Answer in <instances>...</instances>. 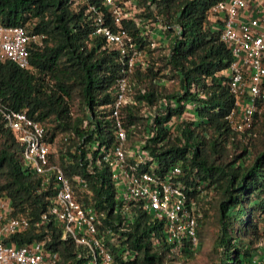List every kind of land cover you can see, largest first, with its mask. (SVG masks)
<instances>
[{
  "label": "trees",
  "instance_id": "16d2710c",
  "mask_svg": "<svg viewBox=\"0 0 264 264\" xmlns=\"http://www.w3.org/2000/svg\"><path fill=\"white\" fill-rule=\"evenodd\" d=\"M73 1L0 0V24L20 26L41 42L28 44V69L0 62V200H8L11 215L28 220L27 229L7 241L18 245L43 241L47 251L57 253V264H82L87 257V250L71 237L61 238L60 229L51 221L40 223L54 195L53 183L50 180L41 187L39 176L22 169L21 145L5 126L1 110L25 112L43 126L49 143L60 138L48 161L70 181L73 177L86 181L87 190L75 197L95 207L99 231L108 227L117 234L116 243L109 241L108 233L102 237L116 264H169L177 255L191 253L168 243L163 221L150 219L137 206L131 222L114 213L117 204L110 172L104 163L96 164L98 150L112 142L108 107L119 56L101 36L91 34L85 5L76 7ZM101 1L86 2L100 6L105 24L115 29ZM131 1L136 19L165 27L164 38L149 39L134 19H120L119 26L148 60L144 70L135 69L129 77L133 97L148 106L161 98L176 104L175 108L166 105L154 118L152 134L145 139V148L156 162L154 171L163 174L180 161L181 179L190 196L196 193V178L206 183L205 189H212L200 221L208 209H214L217 234L212 249L218 254L214 264H243L252 251L264 247V242L260 244L264 236V101L248 130L235 133L230 129L226 116L234 100L226 78L218 73L228 67L231 55L219 40L218 20L217 27L207 23L208 10L218 0L115 3L127 11L125 3ZM171 80L175 87L169 88L166 84ZM187 103L192 117L179 122L170 137L166 123L185 110ZM138 109L136 104L121 109L123 125L132 127L129 135L144 127ZM122 247L136 252L134 258L121 260Z\"/></svg>",
  "mask_w": 264,
  "mask_h": 264
},
{
  "label": "built area",
  "instance_id": "2783aa9c",
  "mask_svg": "<svg viewBox=\"0 0 264 264\" xmlns=\"http://www.w3.org/2000/svg\"><path fill=\"white\" fill-rule=\"evenodd\" d=\"M87 0H74L73 5H85L93 30L92 35L103 38L107 47L117 51L119 56L118 76L111 88L112 103L108 107L111 119L112 142L97 152L96 164L104 163L114 188L116 208L125 222H131L133 207L137 206L150 219L163 221L164 237L177 249L193 253L199 247L197 235L201 210L213 191L204 188L206 184L196 178V193L188 194L182 182L180 161L172 163L163 174L154 171L156 162L145 148V139L150 137L154 118L162 113L166 105L175 108L173 100L161 98L151 106L134 99L129 77L135 69L144 70L148 65L146 53L137 47L132 37L119 26L121 18L134 19L149 39L164 38L165 27L159 23L135 18L134 2H126L127 11H122L115 0H102L101 6L110 13L115 29L105 24L100 6L90 5ZM252 0H218L208 10L209 19L218 20L219 40L228 48L231 61L220 71L227 80V87L233 96V108L226 120L235 133L248 130L264 101V8L249 9ZM254 1V0H253ZM150 26H153L152 28ZM175 33L178 30L175 29ZM40 45L39 36H30L20 26L0 24V62L10 61L23 69L29 68L28 44ZM144 89L139 88V93ZM136 104L144 121V127L135 135H129L132 128H126L121 120V109ZM171 116L166 123L170 137L175 135L179 122L192 117L186 110ZM5 126L12 131L21 145L20 164L22 169L39 176L41 187L51 180L54 195L40 223L51 221L61 231V238L71 237L75 244L87 250L82 264H116L112 253L102 241L104 234L111 235L109 241L116 243L117 234L108 227L98 230L100 221L95 207L77 200L75 193L87 190L86 181L73 177L66 178L56 164L48 161L50 143L46 140L43 126L27 117L23 111L1 110ZM149 127V128H147ZM85 158H89L87 155ZM144 167V168H143ZM115 222V221H114ZM28 220L22 215H11L7 199L0 200V264H57L56 252L47 251L44 242L34 240L18 245L7 241L10 235L25 231ZM120 230V229H119ZM121 260L133 259V250L122 247ZM243 264H264V247L251 252Z\"/></svg>",
  "mask_w": 264,
  "mask_h": 264
},
{
  "label": "rangeland",
  "instance_id": "374dc122",
  "mask_svg": "<svg viewBox=\"0 0 264 264\" xmlns=\"http://www.w3.org/2000/svg\"><path fill=\"white\" fill-rule=\"evenodd\" d=\"M167 87H175V81L167 82ZM73 107H75V102ZM59 137L53 138L50 143V153L55 154ZM217 234V223L214 209H208L203 219L198 223L199 247L190 255H177L175 260L169 264H214L218 259V254L212 249L214 239ZM264 242V236L260 241Z\"/></svg>",
  "mask_w": 264,
  "mask_h": 264
},
{
  "label": "crops",
  "instance_id": "0c3cea01",
  "mask_svg": "<svg viewBox=\"0 0 264 264\" xmlns=\"http://www.w3.org/2000/svg\"><path fill=\"white\" fill-rule=\"evenodd\" d=\"M264 8V0H252L249 2V9L261 11ZM207 23L212 27H217V23L213 18L208 19ZM160 35H157L156 38H159Z\"/></svg>",
  "mask_w": 264,
  "mask_h": 264
}]
</instances>
